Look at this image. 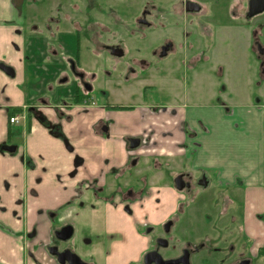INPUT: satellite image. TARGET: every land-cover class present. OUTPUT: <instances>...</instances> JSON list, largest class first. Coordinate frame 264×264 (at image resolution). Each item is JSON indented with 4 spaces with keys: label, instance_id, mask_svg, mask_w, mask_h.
<instances>
[{
    "label": "flooded vegetation",
    "instance_id": "flooded-vegetation-1",
    "mask_svg": "<svg viewBox=\"0 0 264 264\" xmlns=\"http://www.w3.org/2000/svg\"><path fill=\"white\" fill-rule=\"evenodd\" d=\"M122 1L126 4L128 0ZM191 2L196 3L193 0L185 1L184 10L199 12L200 4L197 3L199 7L196 9V5ZM10 5L13 6L17 26L15 33L23 45L20 57L25 64V71L34 66L35 73L43 70L47 77L62 85L57 88L56 103H51L46 97H38L24 105L0 106L4 115L0 154L6 157L8 154H20L19 146L12 143V139L22 133L26 142L34 126L61 140L67 150H74L64 133V124L73 121L72 112L83 114L90 108L100 107L105 113L93 124V131L103 137L117 135L114 125L117 120L113 117L116 110L126 112L132 109L129 117L125 118L132 119L134 129L133 126L119 129L128 155L124 163L113 168L108 177L104 174L102 178L93 176L76 182L79 165L83 163L80 157H74L73 168L67 173L52 174L49 168L38 167L42 162L40 157L34 158L24 151V159L17 164L19 167L21 164V168L17 171L18 167H12L9 174L12 178H22L21 183L11 181L14 185L10 189L8 181L2 180L0 184V239L12 235L21 242L20 246L10 249L11 254H0V264H74V261H78L77 264H197L194 261L196 256L204 253L207 258H202L199 264H207L205 262L208 261L214 264H253L249 252L251 243L244 238L242 220L241 224L238 223L242 204L238 200L240 211L225 215V202L233 201L230 187L220 182L216 172L196 168L193 151L181 156L189 164L181 163L170 169L173 172L169 174L170 185L149 181L150 170L163 176L167 167L161 155L149 153L147 146L157 143L154 139L156 135L173 136L174 132L157 133L153 127H145L147 120L151 124H158L157 119L165 123L172 122L185 137L194 135L188 127V120L179 115L178 106H167L172 90L164 96L162 105L137 106L136 109L116 104L73 106L81 102L97 103L90 93L94 74L82 65V53L88 57V61L94 62L95 58L102 56L120 61L127 56L134 43L147 38L133 39L132 28L136 27L140 32L142 28L151 27L154 18L152 11L143 5L140 14L131 23L128 22L130 18L127 13L121 15L113 5H104L100 0H11ZM263 12L253 17L245 14V17L253 19ZM100 15L111 18L112 24H103L99 20ZM0 21L7 23V20ZM260 26L262 24L257 23L251 29L249 46L258 59V76L264 75V43L258 33ZM117 28L123 34L109 33L103 37L109 30L117 31ZM18 46L14 43L15 48L18 49ZM203 47L192 49L186 44V50L195 52L193 62L211 60L212 56L206 54ZM175 48V43L162 39L153 50V55L164 58ZM0 63L7 64L4 61ZM147 65L146 61H142V68ZM217 72L222 73V67H217ZM69 74L73 77L74 93L61 98L60 87L68 81ZM15 76L14 70V76L9 77ZM129 76L130 73H125L124 77ZM179 81L181 93L183 89H190L188 81L184 84ZM256 82L260 83L259 80ZM47 87L52 86L48 83ZM151 87L149 84L144 85L143 94ZM225 88L222 85L220 91ZM217 100L223 102L219 97ZM254 101L260 104V98ZM220 107L225 112V106ZM164 116L167 118L163 119ZM20 122L23 123L22 132L12 126ZM81 138L84 139L83 133ZM127 170H131L134 182ZM45 172L54 176L56 185L60 183L51 194V186L41 185L40 191H44L42 195L36 186H40V182L46 183ZM209 191L215 195L208 202L218 203L220 199L221 204L216 205L219 208L214 218L211 213L203 212L198 220L191 210L198 202L207 200ZM42 197L47 201L42 202ZM39 204L51 207L43 209L45 206ZM228 232L235 238L229 239ZM131 249H136L134 257ZM231 254H234L233 258H230Z\"/></svg>",
    "mask_w": 264,
    "mask_h": 264
},
{
    "label": "rangeland",
    "instance_id": "rangeland-1",
    "mask_svg": "<svg viewBox=\"0 0 264 264\" xmlns=\"http://www.w3.org/2000/svg\"><path fill=\"white\" fill-rule=\"evenodd\" d=\"M100 1L104 5H113L121 15L127 13L130 18L128 22L131 23H133V18L140 14L143 5H146L152 11L154 18L152 19L153 24L149 28H142L140 32L136 27L132 28L133 39H140L145 36L147 38L137 41L136 44L134 43L127 56L118 62L103 56L95 58L94 62L93 60L88 61V57L82 53V65L94 74L93 89L90 93L98 104L128 105L134 107V109H136V105L143 103L162 105L164 104V96H167L169 91L174 88L169 80L179 79L183 84L188 81L189 91L194 96L192 100L195 101L194 103L197 106H215L218 104L216 98L219 97L221 100L226 101L232 110L235 107L234 104L247 102L250 98L253 101L260 98V105L264 107V75L258 76V59L255 57V52L249 48L251 29H254L257 23L262 24L258 29V33L264 43V12L253 19H247L245 14L248 0H193L200 4L201 10L190 13L184 10L186 0H128L126 4L122 0ZM128 10H131L130 13ZM99 20L105 25L112 24V20L108 16L100 15ZM109 33L123 34L117 28V31L109 30L108 34H103V37L108 36ZM184 38L187 41H184ZM162 39L172 41L176 44V48L166 57L159 58L153 55V50ZM71 41L70 38V44ZM186 44L192 49L196 46H204L206 54L212 56L211 60L208 62H193L195 52L194 50H186ZM142 61H146L148 64L145 68L141 67ZM24 65L23 63L22 81L18 83L16 91L9 93L3 100H8L12 106L31 103L35 101L33 99L38 97H46L51 103H56L58 101V98H55L57 88L62 83L50 79L49 76L47 77L43 70H38L35 73L34 66L25 71ZM219 66L222 67V73L217 72ZM132 70H134L133 74ZM125 73H130V76L125 78ZM257 80H259L260 83L258 84L260 85L257 84ZM48 83L52 87H47ZM147 84L152 85L153 88H147L149 91L143 94L142 88ZM222 85H225L226 88L220 91ZM72 88L73 77L69 74L68 81L60 87L61 98H64L68 93L72 95L74 93ZM175 88L178 90L182 86L181 84H175ZM131 110L129 109L126 112L116 110V112H123L122 116L129 117ZM205 112V116L211 122H218L222 118L225 120L233 118L236 121L234 123L243 119L246 121L252 120V116H244L239 110H236L235 114L229 117L221 115L218 110L209 108H205ZM0 121L3 122L4 117H0ZM126 122L130 121L126 119ZM22 125L23 123L20 122L12 126L13 129L22 132ZM132 128L134 129V126ZM212 131L209 141L210 146L215 147L218 146L217 141L221 138V133L218 128ZM83 137L81 146L82 148L85 147L87 151L90 152V149L93 148L94 150L105 148L102 142L97 143L89 140L87 132L83 133ZM229 138L230 144L226 139L222 138V141L227 142L229 146H226L233 153L243 154V159L245 157L259 158L262 156L264 146L260 141H263V137L256 132L254 127H249L248 130L244 129V132L238 135L236 133L230 134ZM32 139L33 137H30L25 142L22 133L16 134V137L12 139V143L19 146L20 154H8L7 160L0 154V181H8L11 185H9V189L14 185V183L11 184V181L15 180L16 183L20 184L22 178H12V175L1 174V169L6 170L9 167L7 165L12 164L14 168L18 167L17 171H19L22 165L20 164L19 167L17 164L24 159V151L29 155L33 150ZM113 148L114 145L111 146V149ZM29 158L27 160H30ZM161 158L167 168L163 171V176L159 172L156 173L150 170L149 181L151 183L170 185L169 174L173 173L170 169L180 166L181 163L186 165L187 162L189 164L181 156L164 155ZM9 172H11V169ZM127 173L134 182L131 170H127ZM44 174L46 183L40 182V186H36V189L40 191L41 185H49L52 187H49V194L54 193V188H57L60 182L56 185L53 175H47L46 172ZM40 193L43 195L44 191H40ZM207 194V200L198 202L191 210V214L196 216L198 220L201 219L203 212L211 213L212 216L217 214L219 206L216 205L221 204L220 199L218 203H209V199L215 194L210 191ZM230 194L232 195L231 188ZM232 198L233 201L225 202V205H227L225 215L236 214L240 211V207H237V198L234 196ZM44 199L45 197H42L41 201L46 202L47 200L44 201ZM42 204L39 205L41 207L45 206L43 209L51 207ZM224 219L223 221H225ZM238 223L241 224L240 218ZM227 236L229 239L235 238L230 232L227 233ZM130 252L134 256L136 249H131ZM212 256L215 255L212 254ZM196 257L194 261L199 264L202 258L206 260L207 255L204 253ZM233 257L234 254H231L230 258ZM205 263L214 264L211 261ZM253 264H256V261Z\"/></svg>",
    "mask_w": 264,
    "mask_h": 264
},
{
    "label": "crops",
    "instance_id": "crops-1",
    "mask_svg": "<svg viewBox=\"0 0 264 264\" xmlns=\"http://www.w3.org/2000/svg\"><path fill=\"white\" fill-rule=\"evenodd\" d=\"M10 1L0 0V20H7L5 24L0 21V61L11 65L15 70L16 76L15 78H11L0 70V106H12L8 100L5 101L3 98L8 96L9 93L16 91L18 83L22 81L21 73L24 70L23 61L20 57L23 45L21 44L20 37L15 33L17 26L14 21L13 6L10 5ZM14 43L19 44L18 49L14 47ZM169 82L174 85V88L170 93L167 106H178L179 115L188 120V127L194 132V135L193 137H185L181 129L179 127L176 128V124L172 122L165 123L157 119L158 124H151L148 119L145 127H153L157 133L159 131L174 132V135H163L162 137L156 135L154 139L157 140V143L147 146V151L149 153L160 154L161 156L168 155L173 157L188 155L193 151V164L196 168L216 172L220 182L229 186L232 196L237 198L242 204V231L244 238L251 243L249 252L253 262L256 261V264H264V149L262 156L259 158L245 157L243 159V154L233 153L226 146L228 145L227 142L225 140L222 141V138L226 139L230 144V134L236 133L238 135L244 132V129L248 130L249 127H254L256 132L262 135L263 141L260 142L264 146V107L251 98L247 102L234 104L233 110L223 100L225 105L229 107L230 112H224L221 107H218L221 106L218 104L209 107L197 106L194 103L195 101L192 100L194 96L190 93L189 89H183L181 93L179 89L175 88V84H181L179 80L174 79L169 80ZM73 106H113V104L100 105L96 103L95 105L81 102ZM115 106L121 105L116 104ZM136 106L152 105L143 103ZM205 108L218 110L221 112V115H225L226 117L233 116L236 110H239L244 116H252V120L246 121L243 119L234 123L236 121L233 118H227L226 120L222 118L218 122H211L204 114L206 113ZM72 114L74 115V119H72V122L64 124V133L74 146V150H67L61 140L49 136L45 131L34 126L30 134V137L33 135V150L30 154L34 158L40 157L42 159L38 167L45 166L47 169H50V173H61L62 175L73 168L74 157H80L83 163L79 165V173L75 179L76 182L78 179L88 180L93 176L102 178L104 174L108 177V174L113 172V168H118L124 163L128 155L125 142L118 131L120 128L131 127L133 124L132 120L130 118L127 119L130 121L127 123L125 116L114 112L113 117L117 120L114 123L117 133L114 131V134L116 133L117 135L106 138L93 131V124L105 114L100 107L96 109L90 108L89 111L83 114L77 112H72ZM0 117H4L1 111ZM166 118L164 116L163 119ZM217 128L221 133V138L217 141L218 146L212 147L210 146L209 137L213 132L212 130H217ZM3 130V122L0 121V138L3 136ZM85 132L88 133L89 140L97 143L102 142L105 148L102 147L100 150H94L93 148L90 149V152L85 147L82 148L81 134ZM113 145L114 148L111 149ZM2 157L6 160L8 159L6 156ZM7 166L9 167L6 170L1 169V174H10L9 170H12L13 166L12 164H8ZM20 245L21 242L18 237L15 238L12 235L2 236L0 239V254L4 256L9 255L12 253L10 251L12 247Z\"/></svg>",
    "mask_w": 264,
    "mask_h": 264
},
{
    "label": "water",
    "instance_id": "water-1",
    "mask_svg": "<svg viewBox=\"0 0 264 264\" xmlns=\"http://www.w3.org/2000/svg\"><path fill=\"white\" fill-rule=\"evenodd\" d=\"M194 5H196V9H198L199 5L197 3L191 2ZM188 4V2H187ZM264 11V0H248L247 2V17H253L254 15H257L261 12ZM165 53V52H163ZM0 69H2L7 75L9 76H14V69L4 63H0ZM74 264L79 263L77 262H73Z\"/></svg>",
    "mask_w": 264,
    "mask_h": 264
},
{
    "label": "trees",
    "instance_id": "trees-1",
    "mask_svg": "<svg viewBox=\"0 0 264 264\" xmlns=\"http://www.w3.org/2000/svg\"><path fill=\"white\" fill-rule=\"evenodd\" d=\"M216 102H217L218 104L222 105V106H225V107H224V109H225V112H229V110H230V109H229V107H228V106H226V105H225V103H224V102H221L220 100H217Z\"/></svg>",
    "mask_w": 264,
    "mask_h": 264
}]
</instances>
